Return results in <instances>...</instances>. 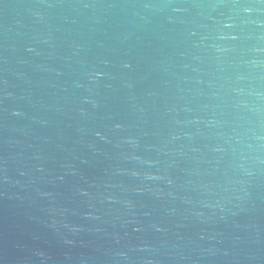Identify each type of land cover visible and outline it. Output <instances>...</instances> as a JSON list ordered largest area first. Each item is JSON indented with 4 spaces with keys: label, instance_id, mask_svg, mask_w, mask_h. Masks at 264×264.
<instances>
[{
    "label": "water",
    "instance_id": "1",
    "mask_svg": "<svg viewBox=\"0 0 264 264\" xmlns=\"http://www.w3.org/2000/svg\"><path fill=\"white\" fill-rule=\"evenodd\" d=\"M0 264H264V0H0Z\"/></svg>",
    "mask_w": 264,
    "mask_h": 264
}]
</instances>
